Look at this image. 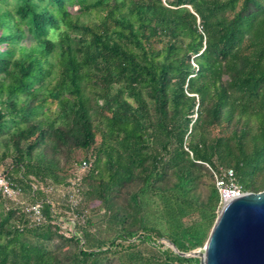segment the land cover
<instances>
[{
  "label": "trees",
  "instance_id": "obj_1",
  "mask_svg": "<svg viewBox=\"0 0 264 264\" xmlns=\"http://www.w3.org/2000/svg\"><path fill=\"white\" fill-rule=\"evenodd\" d=\"M2 146L0 175L43 221L0 194V264H200L180 253L219 216L214 172L264 189V0H0ZM78 152L82 185L137 183L143 223L124 220L121 242L92 240L84 204L65 231L45 194L71 186L47 154ZM55 240L78 249L60 258Z\"/></svg>",
  "mask_w": 264,
  "mask_h": 264
},
{
  "label": "rangeland",
  "instance_id": "obj_2",
  "mask_svg": "<svg viewBox=\"0 0 264 264\" xmlns=\"http://www.w3.org/2000/svg\"><path fill=\"white\" fill-rule=\"evenodd\" d=\"M79 9V6L71 9L74 17H80L82 21L88 20V15L81 14ZM30 44V42L27 43V45ZM3 152L4 147L2 146L0 148V156ZM47 158L57 163V173L61 181L63 180L71 184L69 187L55 184H49L48 189L44 187L45 194L51 200L55 214L63 219L61 226L65 231L74 233V225L77 219L73 210L74 206L81 204H84L87 218L92 221V227L89 230L92 234V240L96 244L99 241L108 242L114 238L117 239V235L122 231L124 226L122 223L124 220H128L126 222L127 225L129 223L131 224V222L133 223V217L137 213L136 209L140 207L139 201L136 198L138 188L136 187L137 183L135 181L125 182L121 186H118V182H114L111 185L109 183H103L100 186L96 182L91 185H82L80 183L81 179L86 175L90 167L83 168L82 165H78V162H81L83 159L81 152L75 153V162L73 163L71 159L68 161L66 155H57L53 159L50 154H47ZM9 166V161L0 164V174ZM88 190H91V194L89 195L85 194ZM201 190L203 197H206L208 188L204 186ZM263 191L264 189L252 193H261ZM72 197L76 202L71 201ZM7 200V207H14L26 211L28 218L32 219L28 209L33 204L28 191L16 195L11 199L8 198ZM0 211H2L1 205ZM136 217L139 219V224L135 230L139 229L143 223L142 213L136 214ZM117 241L121 242L120 239H117ZM160 242L166 241L162 240ZM166 244V248L171 246L168 242ZM49 246L53 250H59L60 258H64L78 249L74 243H63L61 240H55ZM204 247L197 251L203 250ZM140 249L147 254H159L157 248L151 243L141 244ZM111 264L119 263L117 259H114Z\"/></svg>",
  "mask_w": 264,
  "mask_h": 264
},
{
  "label": "water",
  "instance_id": "obj_3",
  "mask_svg": "<svg viewBox=\"0 0 264 264\" xmlns=\"http://www.w3.org/2000/svg\"><path fill=\"white\" fill-rule=\"evenodd\" d=\"M180 254L200 264H264V191L224 201L203 250Z\"/></svg>",
  "mask_w": 264,
  "mask_h": 264
},
{
  "label": "built area",
  "instance_id": "obj_4",
  "mask_svg": "<svg viewBox=\"0 0 264 264\" xmlns=\"http://www.w3.org/2000/svg\"><path fill=\"white\" fill-rule=\"evenodd\" d=\"M83 168H88L89 165L86 162L82 163ZM214 178L216 187L220 193L222 203L227 200V198H232L236 196L242 195L244 192L242 191V188L235 182L234 173L232 170H226L224 171L223 178L220 177L217 173L214 172ZM0 194L4 195L7 198H13L16 195L21 194L20 190L13 189L9 182L6 180V178L3 175H0ZM229 198V199H230ZM72 202H76L74 198L72 197ZM28 212L32 218V220L40 224L43 221V215H42V205L41 203H36L32 205Z\"/></svg>",
  "mask_w": 264,
  "mask_h": 264
},
{
  "label": "bare ground",
  "instance_id": "obj_5",
  "mask_svg": "<svg viewBox=\"0 0 264 264\" xmlns=\"http://www.w3.org/2000/svg\"><path fill=\"white\" fill-rule=\"evenodd\" d=\"M229 198H230V197H229ZM229 198H227V200H228Z\"/></svg>",
  "mask_w": 264,
  "mask_h": 264
}]
</instances>
